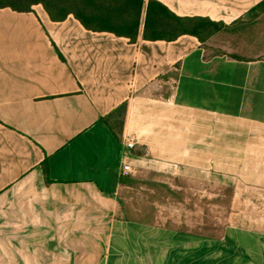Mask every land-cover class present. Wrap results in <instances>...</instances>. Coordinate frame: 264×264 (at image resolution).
<instances>
[{
    "label": "crops",
    "instance_id": "0c3cea01",
    "mask_svg": "<svg viewBox=\"0 0 264 264\" xmlns=\"http://www.w3.org/2000/svg\"><path fill=\"white\" fill-rule=\"evenodd\" d=\"M172 15L233 29L228 51L259 20L264 52V0H0V264H264L263 222L205 235L120 213L124 152L127 176L231 180L233 210L264 213V54L209 53ZM221 146L242 173L221 177Z\"/></svg>",
    "mask_w": 264,
    "mask_h": 264
},
{
    "label": "rangeland",
    "instance_id": "374dc122",
    "mask_svg": "<svg viewBox=\"0 0 264 264\" xmlns=\"http://www.w3.org/2000/svg\"><path fill=\"white\" fill-rule=\"evenodd\" d=\"M260 12H254L255 17ZM189 28H195V23H189ZM251 50L234 49L228 51L233 46L229 40H233L231 35L234 30L224 26H204L199 28V36L205 42L204 45L209 53H219L228 51L230 56L254 57L261 56L264 52L259 50V31L260 21L251 22L250 26ZM233 43V42H232ZM181 118L198 120L202 123L214 121L219 123L221 134L226 131H234L232 134L239 136L251 135L252 139H258L259 127L238 121H230L223 118L216 120L205 114L182 112ZM121 115H115L113 126L119 129ZM234 150V151H233ZM232 154L230 168L226 164L220 169L221 177L230 174V172H243L244 165L238 164V158L242 156L243 150L227 149L220 147L221 162L227 158L229 152ZM242 161V160H241ZM123 185L119 192V201L121 205L120 213L124 217L141 220L144 222L160 224L170 227L185 228L205 235H220L224 226L228 222L243 225L252 224L259 227L264 223V213L234 211L232 203V185L231 180L221 178L219 185H213L195 179L180 180L170 174L162 172L144 170L135 176H125Z\"/></svg>",
    "mask_w": 264,
    "mask_h": 264
},
{
    "label": "trees",
    "instance_id": "16d2710c",
    "mask_svg": "<svg viewBox=\"0 0 264 264\" xmlns=\"http://www.w3.org/2000/svg\"><path fill=\"white\" fill-rule=\"evenodd\" d=\"M139 3L141 0H138ZM163 9V7H162ZM173 20V27H176L175 31L183 32L186 34L194 35L196 36L200 41H203L199 36V28H203L204 26H214V25H220L223 26L221 23L213 22L207 18H179L172 15ZM84 24H86L85 21L82 20ZM189 23H195V28L191 29L189 28ZM172 38H175L174 35Z\"/></svg>",
    "mask_w": 264,
    "mask_h": 264
},
{
    "label": "built area",
    "instance_id": "2783aa9c",
    "mask_svg": "<svg viewBox=\"0 0 264 264\" xmlns=\"http://www.w3.org/2000/svg\"><path fill=\"white\" fill-rule=\"evenodd\" d=\"M134 146V142L133 140H128L126 141L125 143V147L128 149V148H131ZM127 152H124L123 155H122V161H121V175L122 176H127L131 173V166L129 163L126 162V159H127Z\"/></svg>",
    "mask_w": 264,
    "mask_h": 264
}]
</instances>
